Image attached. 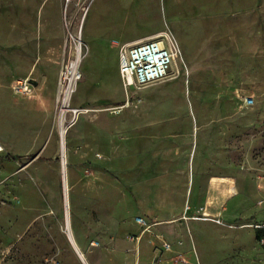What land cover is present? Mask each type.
Returning a JSON list of instances; mask_svg holds the SVG:
<instances>
[{
  "label": "rangeland",
  "instance_id": "obj_1",
  "mask_svg": "<svg viewBox=\"0 0 264 264\" xmlns=\"http://www.w3.org/2000/svg\"><path fill=\"white\" fill-rule=\"evenodd\" d=\"M160 34L175 65L125 89ZM0 264H264V0H0Z\"/></svg>",
  "mask_w": 264,
  "mask_h": 264
},
{
  "label": "built area",
  "instance_id": "obj_2",
  "mask_svg": "<svg viewBox=\"0 0 264 264\" xmlns=\"http://www.w3.org/2000/svg\"><path fill=\"white\" fill-rule=\"evenodd\" d=\"M74 43V54L64 60L59 74V94L58 104L61 112L65 109L71 110L74 114H79V109L70 108V101L75 92L77 82L81 79V74L77 69L78 62L84 57V43L80 36H71ZM178 55V46L172 39L166 42L159 37L147 39L145 41L128 45L119 53V73L124 83L125 89L133 85L146 86L165 78L168 70ZM17 90L23 94L30 93L31 83L29 80H17L15 83ZM247 105L253 103L252 98H246ZM128 105V100L125 103ZM141 226L148 227L146 222L137 217L135 219ZM134 239L133 237L130 238ZM164 249L169 245L163 243Z\"/></svg>",
  "mask_w": 264,
  "mask_h": 264
},
{
  "label": "bare ground",
  "instance_id": "obj_3",
  "mask_svg": "<svg viewBox=\"0 0 264 264\" xmlns=\"http://www.w3.org/2000/svg\"><path fill=\"white\" fill-rule=\"evenodd\" d=\"M162 36H165V37H168L166 34H160V35H157V36H155V37H162ZM154 37V38H155ZM168 39V38H167ZM175 62V61H174ZM172 65L174 66L175 64L174 63H172ZM63 114H64V112L62 111L61 112V116H62V119H63ZM61 129H60V140H61V138L63 139L64 138V131L66 130L65 128H63V127H60ZM64 143V142H63ZM63 152V151H62ZM65 153V152H64ZM63 154V153H62ZM65 165V159H64V157H63V159H62V167H65L64 166ZM64 171V170H63ZM65 172V171H64ZM65 176V175H64ZM65 188H66V186H65ZM66 192V191H65ZM67 195L68 194H66V218L68 217L67 216V206H68V198H67ZM68 220V219H67Z\"/></svg>",
  "mask_w": 264,
  "mask_h": 264
},
{
  "label": "crops",
  "instance_id": "obj_4",
  "mask_svg": "<svg viewBox=\"0 0 264 264\" xmlns=\"http://www.w3.org/2000/svg\"><path fill=\"white\" fill-rule=\"evenodd\" d=\"M81 23H82V20H81ZM152 38V37H151ZM151 38H147V39H151ZM147 39H139V40H136V41H133L132 43H129V45H133V44H135V43H139V42H141V41H144V40H147ZM115 61H116V63H117V65H118V69H119V54L117 55L116 54V56H115ZM126 104L125 103H121V104H118V105H116V107H124ZM137 217H135V219H136ZM135 219H134V222L135 223H137L136 221H135ZM153 224H155V223H153ZM144 227V226H143ZM149 227V226H148ZM138 239V238H137ZM131 240V239H130ZM132 240H134V239H132ZM163 243H166V242H163Z\"/></svg>",
  "mask_w": 264,
  "mask_h": 264
}]
</instances>
